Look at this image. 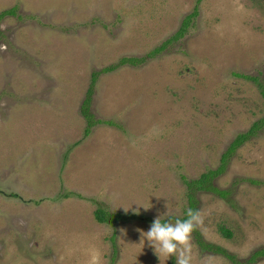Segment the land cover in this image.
Here are the masks:
<instances>
[{"label": "rangeland", "instance_id": "obj_1", "mask_svg": "<svg viewBox=\"0 0 264 264\" xmlns=\"http://www.w3.org/2000/svg\"><path fill=\"white\" fill-rule=\"evenodd\" d=\"M13 7L0 20V264H87L93 250L101 264H176L139 230L183 216L184 178L218 168L264 114L245 76L264 78V0H0V13ZM196 8L153 58L102 72L161 45ZM95 71L92 111L104 121L86 136ZM215 183L229 196L199 193L198 230L246 258L264 247V129ZM99 206L124 218L101 223ZM192 245L193 264H233L194 232Z\"/></svg>", "mask_w": 264, "mask_h": 264}, {"label": "trees", "instance_id": "obj_2", "mask_svg": "<svg viewBox=\"0 0 264 264\" xmlns=\"http://www.w3.org/2000/svg\"><path fill=\"white\" fill-rule=\"evenodd\" d=\"M201 1L202 0H198V3H200ZM16 11H17V8L13 7V9H10L9 11L0 13V20L5 15L15 14ZM198 14H199L198 8L194 9V11L187 14L184 17L179 30L174 35H172L171 37L163 41L161 45L149 51L147 54L142 55V56H134V57H129V56L121 57L118 62L113 63L108 67H105L102 70V72L112 71L118 66H122L125 64L141 65L145 63L150 58H153L157 53L165 49L170 42L181 38L188 30L195 15H198ZM98 74L99 72H96V71L92 73V79H91L90 86L87 88L85 98L81 105V113L87 122V127L85 129L86 136H88L91 133V127H93L97 123H101L104 121V120L102 121V119L100 118H96L94 112L92 111L93 95L95 94V85L98 80ZM245 76L257 82L258 86H260L261 88V95L264 98V78H260L259 76H250V75H245ZM106 122L112 123L111 121H106ZM263 129H264V114L253 123V125L248 131H243V132L238 133L237 136L230 142V145L222 153L221 162L218 168L209 169L206 172L202 173L201 176L198 178L188 179L185 176H183L185 177L184 183L186 184V187H187L186 196L189 202H188L187 207L184 210L183 216H181L180 218H176V219H174L175 217L172 216V217H169V219L170 220H177V219L183 220L187 218L186 212L189 208L193 210H198V195L200 192L212 191V192L219 194L222 198H228L230 191L227 189H221L217 187L215 183V178H217L218 176H220L221 174L225 172L230 156H232V154H234L237 151V149L241 145L246 143L253 135H257ZM14 196L18 197L19 195H17V193H14ZM95 216L99 222L109 223V224L114 223L118 219L124 218L123 213L109 212L100 206L95 210ZM219 231L225 237H230L232 235V232L230 231V229L225 226H221L219 228ZM194 233H195L196 242L198 243L200 248H202L203 250L205 249V250L212 251L214 253L221 254L225 256L227 259H229L233 264H254L258 261L260 257L264 256V247H262V248L254 250L250 254V256L246 258H239L236 254L229 251L227 248L223 247L222 245L206 241L198 229L194 231ZM112 241H115L114 236H113Z\"/></svg>", "mask_w": 264, "mask_h": 264}, {"label": "clouds", "instance_id": "obj_3", "mask_svg": "<svg viewBox=\"0 0 264 264\" xmlns=\"http://www.w3.org/2000/svg\"><path fill=\"white\" fill-rule=\"evenodd\" d=\"M186 216V219H177L174 223L162 222L161 217H157L147 232L139 230L142 236L140 243L147 240L160 260L161 257H175L176 264H193L192 236L203 225L204 218L199 210L191 208ZM87 264H101L100 253L93 250Z\"/></svg>", "mask_w": 264, "mask_h": 264}]
</instances>
